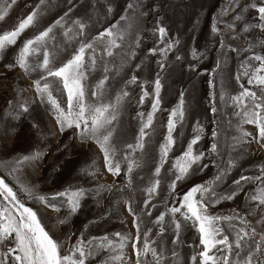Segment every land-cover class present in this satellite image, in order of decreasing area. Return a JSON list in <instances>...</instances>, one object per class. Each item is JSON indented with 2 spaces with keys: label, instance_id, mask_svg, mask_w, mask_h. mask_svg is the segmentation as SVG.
<instances>
[{
  "label": "snow or ice",
  "instance_id": "obj_1",
  "mask_svg": "<svg viewBox=\"0 0 264 264\" xmlns=\"http://www.w3.org/2000/svg\"><path fill=\"white\" fill-rule=\"evenodd\" d=\"M261 152L264 0H0V264H264Z\"/></svg>",
  "mask_w": 264,
  "mask_h": 264
},
{
  "label": "rangeland",
  "instance_id": "obj_2",
  "mask_svg": "<svg viewBox=\"0 0 264 264\" xmlns=\"http://www.w3.org/2000/svg\"><path fill=\"white\" fill-rule=\"evenodd\" d=\"M29 2H31V0H29ZM21 7H23L22 4H21ZM19 12H20L19 8L16 9L15 12H13L12 20L9 22L10 24L16 19V16L19 14ZM165 98H166V100L170 101L171 103H175L176 94L174 92H172V91H169V93L166 95ZM253 147L255 148L257 146L254 145ZM254 159H255V161L264 160V152H261L260 154H258ZM145 174H147V173H145ZM110 179L111 178L109 177V180ZM121 214H122V216L126 217L128 220L131 219L130 217L127 216L126 210L123 209V206H121ZM114 222L116 224V227L113 230H122L121 225L119 224V222L118 221H114ZM129 227H130V225H129Z\"/></svg>",
  "mask_w": 264,
  "mask_h": 264
}]
</instances>
